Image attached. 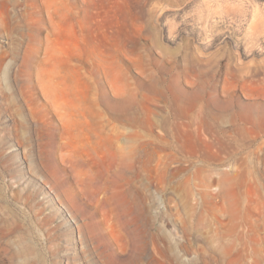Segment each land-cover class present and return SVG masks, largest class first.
Here are the masks:
<instances>
[{
	"label": "rangeland",
	"instance_id": "rangeland-1",
	"mask_svg": "<svg viewBox=\"0 0 264 264\" xmlns=\"http://www.w3.org/2000/svg\"><path fill=\"white\" fill-rule=\"evenodd\" d=\"M0 264H264V0H0Z\"/></svg>",
	"mask_w": 264,
	"mask_h": 264
},
{
	"label": "bare ground",
	"instance_id": "bare-ground-1",
	"mask_svg": "<svg viewBox=\"0 0 264 264\" xmlns=\"http://www.w3.org/2000/svg\"><path fill=\"white\" fill-rule=\"evenodd\" d=\"M79 111L85 116L87 113L91 112V107L88 106L87 108V104L84 103L80 105ZM102 122L103 121H99L98 123L100 124ZM131 123L133 126L136 125V121H131ZM109 124H110L109 122L107 123L105 122L104 125L102 126L105 127L108 126ZM111 129L115 131L109 135L108 141L111 143V145L115 146L117 152L122 157L121 160L128 165L129 170L133 171L139 153L138 145L136 142L137 139L141 136V134L134 129H130L128 130V132L122 133L120 132V130H118L115 124L111 126ZM84 228L90 234L89 237L92 238V231L89 229L88 222H84Z\"/></svg>",
	"mask_w": 264,
	"mask_h": 264
}]
</instances>
